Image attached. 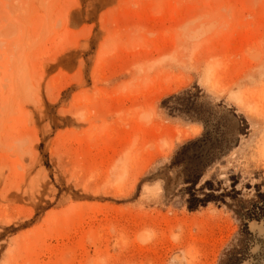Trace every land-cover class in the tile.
I'll list each match as a JSON object with an SVG mask.
<instances>
[{"label": "rangeland", "instance_id": "rangeland-1", "mask_svg": "<svg viewBox=\"0 0 264 264\" xmlns=\"http://www.w3.org/2000/svg\"><path fill=\"white\" fill-rule=\"evenodd\" d=\"M0 264H264V0H0Z\"/></svg>", "mask_w": 264, "mask_h": 264}, {"label": "trees", "instance_id": "trees-1", "mask_svg": "<svg viewBox=\"0 0 264 264\" xmlns=\"http://www.w3.org/2000/svg\"><path fill=\"white\" fill-rule=\"evenodd\" d=\"M175 98H173L171 101H169L168 102V106H175L176 105V103H175ZM169 109H171V107L169 108ZM188 182H191V184L194 182V180L193 179H190ZM209 182V181H208ZM208 182H206V183H208ZM209 184V183H208ZM194 189V188H193ZM192 195H195L194 193H191ZM208 196V194H206V196L205 197H202V198H200V197H196V196H192L191 198H189L188 199V202H187V206H188V209L189 210H191V211H193V210H196V209H198L200 206H205V205H207L210 201H212V200H216V199H214V198H209V197H207Z\"/></svg>", "mask_w": 264, "mask_h": 264}, {"label": "water", "instance_id": "water-1", "mask_svg": "<svg viewBox=\"0 0 264 264\" xmlns=\"http://www.w3.org/2000/svg\"><path fill=\"white\" fill-rule=\"evenodd\" d=\"M248 222V221H247ZM251 223V222H250Z\"/></svg>", "mask_w": 264, "mask_h": 264}]
</instances>
